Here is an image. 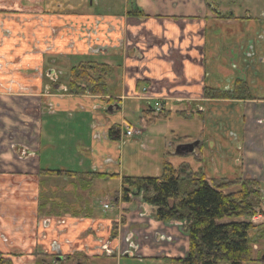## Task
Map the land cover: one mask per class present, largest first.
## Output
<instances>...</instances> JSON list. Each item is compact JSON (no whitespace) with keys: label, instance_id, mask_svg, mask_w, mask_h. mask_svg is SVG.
I'll use <instances>...</instances> for the list:
<instances>
[{"label":"crops","instance_id":"1","mask_svg":"<svg viewBox=\"0 0 264 264\" xmlns=\"http://www.w3.org/2000/svg\"><path fill=\"white\" fill-rule=\"evenodd\" d=\"M89 1L66 6L56 0H0V253L14 264H36L37 255H57L54 264H59L74 251L91 264L103 256L122 260L126 251L140 261L183 258L188 249L180 244V225L155 220L154 209L140 198L120 202L121 178L126 175L120 173V160L128 147L134 148L131 144L145 143L150 150L159 141L156 155L161 151L162 163L167 156L174 165L188 161L193 170L201 168L209 179L251 176L264 182V6L254 16L247 11L224 19L191 8V16L151 17L128 25L135 40L118 58L126 56V65L129 60L138 63L129 62L135 66L129 74L123 66V84L119 82L113 95L50 92L32 76L39 57L26 40L41 35L36 20L47 19L45 13L54 14V25L62 17L100 14L92 12ZM144 1L151 13L164 11H159L160 3ZM116 15L114 21H121ZM110 37L115 41L119 35ZM66 44L58 42L61 50ZM77 46L86 54L83 45ZM238 81L247 84L252 100L204 98L205 88L232 91ZM145 86L161 100L167 119L185 112L183 118L192 125L183 122L159 137L145 136L158 121L148 122L151 116L143 120L152 105L142 96ZM129 114L139 116L143 130L128 121ZM116 128L121 129L120 138L110 137ZM187 144H193L192 152L173 156L178 146ZM196 154L200 163L185 158ZM150 159L159 174L162 163ZM42 170L76 176H44ZM96 173L119 178L99 179ZM117 180L113 197L105 196V185L99 192V182ZM112 199L116 213L113 207L104 208Z\"/></svg>","mask_w":264,"mask_h":264},{"label":"trees","instance_id":"2","mask_svg":"<svg viewBox=\"0 0 264 264\" xmlns=\"http://www.w3.org/2000/svg\"><path fill=\"white\" fill-rule=\"evenodd\" d=\"M143 16V15H142ZM114 68L108 64L86 62L71 70L69 88L76 95L107 97L110 95V78ZM142 81L137 83L140 87ZM74 94V93H72ZM207 100H252L247 84L238 81L233 91L205 88ZM143 120L167 118L161 111L157 116L151 107ZM185 117V112H180ZM198 114V113H197ZM117 131V133H116ZM110 137L121 136V129H112ZM173 156L182 157L184 155ZM165 156L161 171L154 176H127L121 178L120 202L129 204L133 198L154 209V219L162 223H179L188 238L187 255L183 258H166V264H255L254 246L264 240V223L256 225L253 218L259 214L264 203V182L252 178H208L201 168L193 170L190 162L174 165ZM200 163L201 156L186 155ZM40 174L50 177L76 176V173L61 170H42ZM99 179L119 178L118 175L96 173ZM238 190L226 193L227 190ZM229 219V222H224ZM37 255L36 264H52ZM56 260V259H55ZM91 264L90 258L68 255L59 264ZM0 264H14L0 253Z\"/></svg>","mask_w":264,"mask_h":264},{"label":"flooded vegetation","instance_id":"3","mask_svg":"<svg viewBox=\"0 0 264 264\" xmlns=\"http://www.w3.org/2000/svg\"><path fill=\"white\" fill-rule=\"evenodd\" d=\"M139 0H125L124 2V12L123 14L116 15L113 5L108 6L104 12L100 14H94L92 17H87L84 19L80 18H68L62 17L60 15H55L56 17L61 18L60 24L54 25L52 23L51 18L54 16L53 13L46 14L48 17L47 19L41 18V20H36V29H41V35L36 36L35 34L32 35V38L28 36L27 42L30 44L31 51L35 53L39 57V63L36 65V69L32 76L39 79L43 85L48 88L50 92L61 91L64 94H72L76 95V90H71L69 88V83L71 81V70L81 63L86 62H96L107 64L105 62H97L93 60H87L86 62H80L78 65L73 66L69 72L63 70L64 67H56L58 61L61 59H67L69 56H76L81 55L82 53L79 52L77 44H81L86 48V54H82L85 56H101L104 58H110L112 61L116 62V59L119 56V51L121 49L127 48L126 50L129 52L131 48V44L135 38L130 35L127 31L128 25H136V23L141 24L142 20H146L148 18L154 17L156 19L163 20L164 18L175 20L177 15L164 13V3L167 0H149L150 2H154L155 4H159V11H163L162 13H155L150 10L146 12L143 5L138 4ZM175 3L179 2L186 6L189 5L192 1V9L199 12L201 9L203 11H207L213 14H216L218 17H222L224 19H230L234 17L235 14L234 10H224L223 7V0H173ZM157 2V3H156ZM91 4V10L93 9L97 2L95 0L89 1ZM109 9V10H108ZM233 9H237L241 11L243 7H234ZM194 11V10H193ZM194 11V12H195ZM247 11H245L246 14ZM114 15H111V14ZM239 14V16H245ZM118 16L121 21H114L113 16ZM143 15V16H142ZM185 16V15H184ZM191 16V15H190ZM185 18V17H182ZM192 18V17H189ZM124 19H129L126 24H123ZM180 28H183L180 25ZM45 32L47 34H45ZM117 32L119 37L114 38L110 37L111 34ZM66 41V48L61 50L58 46L59 41ZM134 47V45H133ZM131 53V52H130ZM119 54V55H118ZM114 57L116 59H114ZM89 59V58H88ZM113 62V63H114ZM116 70L114 69V73L112 74L110 81L113 79ZM66 79V83H61V75ZM149 90L148 86H145ZM144 89V88H143ZM143 89L141 92L143 93ZM234 90V89H233ZM232 90V91H233ZM114 94V90L110 86V95ZM88 95V94H84ZM101 97V96H98ZM251 177V176H246ZM245 178V177H241ZM253 178V177H252ZM228 191V190H227ZM226 191V193H227ZM115 200V199H113ZM115 230H113V233ZM129 248H131L128 245ZM107 250V248H105ZM130 250V249H129ZM126 253H130L129 251ZM81 255L79 252H73L72 255ZM57 258V255L55 259ZM73 264H80V263H73Z\"/></svg>","mask_w":264,"mask_h":264},{"label":"rangeland","instance_id":"4","mask_svg":"<svg viewBox=\"0 0 264 264\" xmlns=\"http://www.w3.org/2000/svg\"><path fill=\"white\" fill-rule=\"evenodd\" d=\"M56 1H59L60 3L66 5V6H69V5H74V6L85 5L83 0H56ZM90 1H92V0H90ZM95 1L97 2V4L94 7V10L96 12H99V13L104 12V10L108 6H111V5H113L115 13L123 14V12H124L125 0H95ZM175 1H177V0H175ZM192 2L189 5H187L188 7H186V6L182 5L180 2L178 4V3H175L173 0H167L163 6L164 13L173 14V15H183L184 14L185 16L193 15L194 14V13H192L193 11L190 10L192 8ZM138 4L143 5L146 12L148 11L147 2H145L144 0H139ZM233 6L238 7V8L243 7V9H241V11H239L237 9H233ZM263 6H264V3L257 2V0H223L224 10H234L235 14H238V15L239 14L244 15L245 11H249L250 14L254 16V15L258 14V11L260 9H262ZM116 57H119V56H116ZM114 59H116V58L114 57ZM129 59H130V57H129ZM87 60H93V61H97V62L102 61L105 63L114 62L110 58H104L101 56H85V55L81 54V55H76V56H69L67 59L59 60L56 67H58V68L64 67L63 70H66L69 72V70L73 66L78 65L80 62H86ZM126 61H127L126 56L116 59L117 63L115 65L117 66V64H118V65H120V67L116 68V72L113 76L112 82L110 81L111 82L110 86L112 87V89L114 91H117L118 90L117 88L119 86H121L119 82H121V84H123L122 80H123V77H125V76H123L125 74L124 70H123L124 69L123 66H125V67H127V69H129L127 71V74H129L131 72L132 67L133 68L135 67L129 63L130 61H135V60H129L128 65L125 64ZM135 62L138 63V60H136ZM66 79L67 78H65L62 74L61 75V83L65 84ZM126 90H128V89H126ZM127 119H128V121H131L133 124H135L134 126L136 127L137 130H143V127L139 121L138 115L129 114ZM183 122L188 123L189 125H192V124H190L191 122L186 121L182 117V115L174 114L173 116H171L168 119L166 118V119L158 120L157 126L155 129H152L153 126H149L148 130L145 132V136L154 135L156 137H159L160 135L163 134V132H165L169 128H171V130H174L178 125L180 126L181 123H183ZM139 138H140L139 140H141V136ZM143 144H144V146H143ZM131 145L134 148L129 149V147H128L127 151H125V153L123 155V158L120 160V165H119L120 173L126 174L127 176H138V177L158 175V174L154 173L155 169H156V162L151 161L150 158H152L153 160H157L159 163H162L161 151L159 152L158 155H156V152L158 150V146L161 145V142L158 141L156 143V145H151L152 149H150V150L145 148V143L140 142V144H138V145H134V144H131ZM162 164H160V165L162 166ZM118 183H119L118 180H117V182L111 181V183H109L108 185H106L107 184L106 182L105 183L99 182L98 183V185H100V191L99 192L102 193L101 188L103 185H105V191H106L105 196L113 197L114 192H118ZM236 190H238V188L233 189V190H228L227 193H231V192H234ZM109 203H112L113 209L115 208V213H116L117 209H116L114 200L112 199L110 202H106L105 204H109ZM109 213H111V212H109ZM259 213L261 214V218L257 222H254L252 220L253 223H255L256 225H260L261 223H264V203H263L262 208L259 210ZM108 215L110 217H112L111 214H108ZM229 221H230L229 219H226L224 222H229ZM166 224H175V223H166ZM176 225H180V224L176 223ZM112 229L114 230V227ZM112 229H111V231H112ZM182 234L179 236L183 239L182 242H180V244L184 247L187 246V249H188V238L185 234H183V235ZM253 249H254V256L253 257L255 259H258L257 263H255V264H264V240H260L259 244L255 245ZM179 254L181 256H183L181 252ZM132 255H133V253L129 256L124 255L122 260H118L117 258L109 257V256L96 257L92 264H166V262L164 260H159V259L141 260L140 261L138 259H134L132 257ZM47 261L54 264V259H47Z\"/></svg>","mask_w":264,"mask_h":264},{"label":"built area","instance_id":"5","mask_svg":"<svg viewBox=\"0 0 264 264\" xmlns=\"http://www.w3.org/2000/svg\"><path fill=\"white\" fill-rule=\"evenodd\" d=\"M144 99L146 100V102L148 103H152V105L149 106L152 108L153 112L155 113H160L163 110L162 104H161V100H157L154 96L149 94V90L147 88L143 89V95ZM126 135L128 137L133 135V131L130 127H128V130L126 132ZM105 209H110L111 208V204H105L104 205ZM261 218V215H258L257 217H255L253 219L254 222H257L259 219Z\"/></svg>","mask_w":264,"mask_h":264},{"label":"water","instance_id":"6","mask_svg":"<svg viewBox=\"0 0 264 264\" xmlns=\"http://www.w3.org/2000/svg\"><path fill=\"white\" fill-rule=\"evenodd\" d=\"M193 144H187V145H180L176 148V154H185V153H190L193 151ZM132 253H127V256L131 255Z\"/></svg>","mask_w":264,"mask_h":264}]
</instances>
